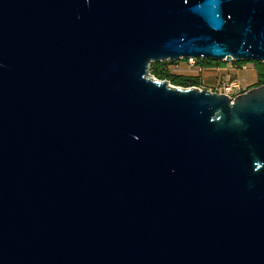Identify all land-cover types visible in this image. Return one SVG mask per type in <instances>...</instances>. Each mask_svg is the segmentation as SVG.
I'll return each mask as SVG.
<instances>
[{"label": "water", "instance_id": "obj_1", "mask_svg": "<svg viewBox=\"0 0 264 264\" xmlns=\"http://www.w3.org/2000/svg\"><path fill=\"white\" fill-rule=\"evenodd\" d=\"M264 0H0V264H264Z\"/></svg>", "mask_w": 264, "mask_h": 264}, {"label": "rangeland", "instance_id": "obj_2", "mask_svg": "<svg viewBox=\"0 0 264 264\" xmlns=\"http://www.w3.org/2000/svg\"><path fill=\"white\" fill-rule=\"evenodd\" d=\"M173 63V65L169 66V70L172 74L198 77L203 88H213L219 80L236 81L244 90L252 88L256 83V75L254 76L255 71L250 62H245L240 66L234 64V62H224L227 71L222 74L216 73L213 68L200 70L197 66H189L184 60ZM237 70L244 72L243 78L235 75V71Z\"/></svg>", "mask_w": 264, "mask_h": 264}, {"label": "trees", "instance_id": "obj_3", "mask_svg": "<svg viewBox=\"0 0 264 264\" xmlns=\"http://www.w3.org/2000/svg\"><path fill=\"white\" fill-rule=\"evenodd\" d=\"M245 62H234V64L240 66ZM173 62H161L153 63L149 67L150 75L160 81H167L169 84L175 87L181 88H203L198 77L182 76L172 74L169 70V66L173 65ZM256 75V83L253 87L264 86V63L253 62L251 63ZM224 65V62H214L211 60L198 59L196 60V66L199 69L215 68Z\"/></svg>", "mask_w": 264, "mask_h": 264}, {"label": "built area", "instance_id": "obj_4", "mask_svg": "<svg viewBox=\"0 0 264 264\" xmlns=\"http://www.w3.org/2000/svg\"><path fill=\"white\" fill-rule=\"evenodd\" d=\"M189 66H196V59L190 58L185 60ZM202 70V69H200ZM203 89V88H200ZM211 93L221 94L227 96L230 99H234L237 96L246 92L242 89L238 82L229 80H219L213 88H205Z\"/></svg>", "mask_w": 264, "mask_h": 264}, {"label": "crops", "instance_id": "obj_5", "mask_svg": "<svg viewBox=\"0 0 264 264\" xmlns=\"http://www.w3.org/2000/svg\"><path fill=\"white\" fill-rule=\"evenodd\" d=\"M213 69L216 71V73H220V74H222L223 72L227 71V67L225 65H222V66H219V67H215ZM235 75L240 77V78H243L244 77V72L241 71V70H237V71H235ZM254 76H255V74H254Z\"/></svg>", "mask_w": 264, "mask_h": 264}]
</instances>
